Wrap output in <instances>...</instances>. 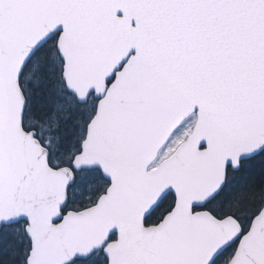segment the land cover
Segmentation results:
<instances>
[{"label": "snow or ice", "instance_id": "obj_1", "mask_svg": "<svg viewBox=\"0 0 264 264\" xmlns=\"http://www.w3.org/2000/svg\"><path fill=\"white\" fill-rule=\"evenodd\" d=\"M0 264H264V0H0Z\"/></svg>", "mask_w": 264, "mask_h": 264}]
</instances>
